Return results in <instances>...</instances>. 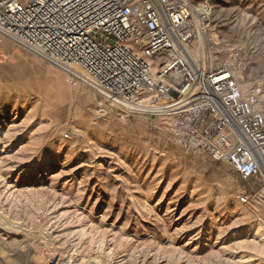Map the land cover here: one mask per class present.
I'll list each match as a JSON object with an SVG mask.
<instances>
[{
  "label": "rangeland",
  "instance_id": "374dc122",
  "mask_svg": "<svg viewBox=\"0 0 264 264\" xmlns=\"http://www.w3.org/2000/svg\"><path fill=\"white\" fill-rule=\"evenodd\" d=\"M207 1L197 57L264 116V0ZM260 186L0 37V264H264Z\"/></svg>",
  "mask_w": 264,
  "mask_h": 264
},
{
  "label": "built area",
  "instance_id": "2783aa9c",
  "mask_svg": "<svg viewBox=\"0 0 264 264\" xmlns=\"http://www.w3.org/2000/svg\"><path fill=\"white\" fill-rule=\"evenodd\" d=\"M207 0H0V37L65 72L123 115L163 118L183 142L258 180L264 207L261 87L241 90L231 66L191 49L210 30Z\"/></svg>",
  "mask_w": 264,
  "mask_h": 264
},
{
  "label": "bare ground",
  "instance_id": "6f19581e",
  "mask_svg": "<svg viewBox=\"0 0 264 264\" xmlns=\"http://www.w3.org/2000/svg\"><path fill=\"white\" fill-rule=\"evenodd\" d=\"M201 39V38H200ZM200 39L197 41V43L196 44H194V46H193V48L191 49V52H192V57H193V59L197 62V63H200V58L199 57H197V51H201V48H202V46H201V43H200ZM201 55V54H200ZM203 55V54H202ZM201 55V56H202ZM204 56V55H203ZM202 56V57H203ZM201 63H202V65L204 66V67H207V68H211V67H213L215 64H210V61L209 60H206L205 58L204 59H201ZM217 65H219V64H217Z\"/></svg>",
  "mask_w": 264,
  "mask_h": 264
}]
</instances>
